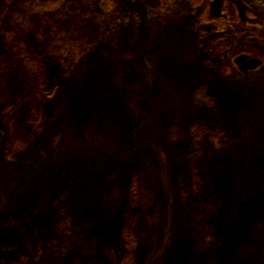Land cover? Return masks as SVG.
<instances>
[{
	"label": "rangeland",
	"instance_id": "obj_1",
	"mask_svg": "<svg viewBox=\"0 0 264 264\" xmlns=\"http://www.w3.org/2000/svg\"><path fill=\"white\" fill-rule=\"evenodd\" d=\"M114 1L55 122L12 161L0 133V264H113L131 199L136 264H264V1L221 33L205 4Z\"/></svg>",
	"mask_w": 264,
	"mask_h": 264
},
{
	"label": "trees",
	"instance_id": "obj_2",
	"mask_svg": "<svg viewBox=\"0 0 264 264\" xmlns=\"http://www.w3.org/2000/svg\"><path fill=\"white\" fill-rule=\"evenodd\" d=\"M188 1L195 8L205 4L200 23L213 25L217 33L236 25L248 30L262 26L252 8L254 1L264 0H237L248 7L246 11L236 0H223L218 15L212 13L217 0ZM114 8V0H0V133L4 134L7 160H14L55 122L68 100V80L85 71L88 55L103 36L106 14ZM194 97L207 99L202 85ZM200 182L198 175L191 176L192 197L197 200L201 198ZM138 208L137 200L131 199L124 209L123 246L112 253L113 264H136L143 218ZM200 236L209 242L213 238L207 230H201ZM13 253L15 262L24 258L21 251Z\"/></svg>",
	"mask_w": 264,
	"mask_h": 264
},
{
	"label": "water",
	"instance_id": "obj_3",
	"mask_svg": "<svg viewBox=\"0 0 264 264\" xmlns=\"http://www.w3.org/2000/svg\"><path fill=\"white\" fill-rule=\"evenodd\" d=\"M235 63L241 73L248 74L258 70L262 62L255 58H250L247 55H241L235 59Z\"/></svg>",
	"mask_w": 264,
	"mask_h": 264
}]
</instances>
